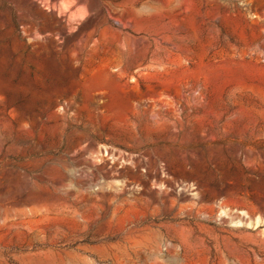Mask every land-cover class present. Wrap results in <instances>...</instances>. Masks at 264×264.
Instances as JSON below:
<instances>
[{
	"label": "rangeland",
	"instance_id": "1",
	"mask_svg": "<svg viewBox=\"0 0 264 264\" xmlns=\"http://www.w3.org/2000/svg\"><path fill=\"white\" fill-rule=\"evenodd\" d=\"M0 264H264V0H0Z\"/></svg>",
	"mask_w": 264,
	"mask_h": 264
}]
</instances>
